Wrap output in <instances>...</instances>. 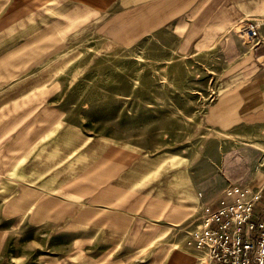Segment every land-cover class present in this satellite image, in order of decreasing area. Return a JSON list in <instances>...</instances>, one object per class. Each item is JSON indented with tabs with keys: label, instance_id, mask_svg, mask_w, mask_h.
Here are the masks:
<instances>
[{
	"label": "crops",
	"instance_id": "1",
	"mask_svg": "<svg viewBox=\"0 0 264 264\" xmlns=\"http://www.w3.org/2000/svg\"><path fill=\"white\" fill-rule=\"evenodd\" d=\"M123 5L160 8L157 27L170 26L177 36L199 25L192 44L226 39L222 58L235 83L228 93L230 123H241L245 110H255L264 124V0H124ZM20 9L19 20H1L0 29H23ZM242 17L259 25L262 40L255 50L236 34L226 38ZM17 39L10 44L11 37L0 36V264H197L200 253L185 242L199 221L189 232L175 231L186 216L170 210L177 185L168 188V200H154L138 183L142 159L112 148H80L82 134L65 123L59 98L64 89L49 82L47 39L41 37L40 46L24 32ZM248 185L261 194L255 212L264 218V165ZM160 204L169 207L162 211Z\"/></svg>",
	"mask_w": 264,
	"mask_h": 264
},
{
	"label": "rangeland",
	"instance_id": "2",
	"mask_svg": "<svg viewBox=\"0 0 264 264\" xmlns=\"http://www.w3.org/2000/svg\"><path fill=\"white\" fill-rule=\"evenodd\" d=\"M123 1L0 0V21L19 20L20 8L24 17L23 29L1 28L0 36L17 44L24 32L37 46L47 39L49 82L64 89L65 123L82 134L79 147L142 159L138 183L154 200H168L176 184L169 206L179 218L186 215L175 231L187 232L224 189H251V175L264 165V124L255 110L230 123L235 83L222 58L226 39L192 44L199 25L177 36L170 26L157 27L160 8H127ZM244 20L257 22L239 18L226 38L236 37Z\"/></svg>",
	"mask_w": 264,
	"mask_h": 264
},
{
	"label": "built area",
	"instance_id": "3",
	"mask_svg": "<svg viewBox=\"0 0 264 264\" xmlns=\"http://www.w3.org/2000/svg\"><path fill=\"white\" fill-rule=\"evenodd\" d=\"M241 42L256 49L262 36L257 22L234 28ZM259 191L231 186L201 208L198 228L186 245L200 253L197 264H264V218L256 215Z\"/></svg>",
	"mask_w": 264,
	"mask_h": 264
},
{
	"label": "bare ground",
	"instance_id": "4",
	"mask_svg": "<svg viewBox=\"0 0 264 264\" xmlns=\"http://www.w3.org/2000/svg\"><path fill=\"white\" fill-rule=\"evenodd\" d=\"M235 32H236V30H235Z\"/></svg>",
	"mask_w": 264,
	"mask_h": 264
}]
</instances>
